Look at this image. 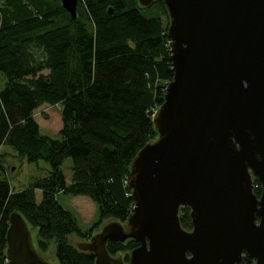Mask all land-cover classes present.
Returning <instances> with one entry per match:
<instances>
[{"label":"trees","instance_id":"1","mask_svg":"<svg viewBox=\"0 0 264 264\" xmlns=\"http://www.w3.org/2000/svg\"><path fill=\"white\" fill-rule=\"evenodd\" d=\"M154 5L166 20L145 17L142 11L151 6L138 0H79L76 20L60 0H0V264H8L13 212L45 239L38 251L56 239L59 264H95L92 253L69 243L70 235L92 234L82 232L57 194L88 198L101 219L125 223L133 212L131 163L158 137L153 118L174 77L168 13L162 0ZM44 105L61 106L59 139L41 133L35 114ZM4 147L28 164L45 161L49 174L14 191ZM67 159L70 184L63 171ZM180 221L192 230L189 209H181ZM138 246L109 243L108 251L115 257ZM254 262L245 255L240 264Z\"/></svg>","mask_w":264,"mask_h":264},{"label":"water","instance_id":"2","mask_svg":"<svg viewBox=\"0 0 264 264\" xmlns=\"http://www.w3.org/2000/svg\"><path fill=\"white\" fill-rule=\"evenodd\" d=\"M60 1L76 20L79 0ZM162 2L174 77L153 118L158 137L131 163L133 212L74 243L95 264H126L108 244L128 241L139 245L128 264H264V0ZM9 221L7 263L52 264L24 217Z\"/></svg>","mask_w":264,"mask_h":264},{"label":"rangeland","instance_id":"3","mask_svg":"<svg viewBox=\"0 0 264 264\" xmlns=\"http://www.w3.org/2000/svg\"><path fill=\"white\" fill-rule=\"evenodd\" d=\"M142 14L147 18H151L157 15H163L160 7L154 4L150 8L143 10ZM163 17L164 20H166L164 15ZM3 87L4 84L0 85V89H2ZM35 116L43 135H46L53 139H59L58 134L63 127L61 106L44 105L36 111ZM1 152L4 156L3 159H5L6 161V174L11 182V186L14 191H20L29 187L31 183L46 177L50 172V166L45 161H41L38 164H28L27 162L22 161L11 148L4 147ZM71 166L72 161L70 159H67L63 165V171L68 184L72 182ZM36 195L37 201L38 203H40L42 192L37 191ZM257 195L260 196V193ZM56 199L64 209L72 213L82 232L85 234L91 233V237L94 234L98 233L107 223L116 221L113 218L101 219L97 206L88 198L72 197L60 193L57 194ZM94 229L95 231L92 232V230ZM32 232L35 246H38L40 241L45 240L39 236L37 229H32ZM91 237L85 239L77 237L76 235H70L68 237V240L72 246L77 248L74 241H79L82 243L89 242ZM57 245L58 242L56 241V239H50L47 241V247L44 250L42 249L41 251H39V253L43 257H46L47 260L52 264H59L56 259ZM131 252L132 251L130 250L121 252L115 257L121 256L124 259L125 263L128 264Z\"/></svg>","mask_w":264,"mask_h":264},{"label":"flooded vegetation","instance_id":"4","mask_svg":"<svg viewBox=\"0 0 264 264\" xmlns=\"http://www.w3.org/2000/svg\"><path fill=\"white\" fill-rule=\"evenodd\" d=\"M257 183H259V186L257 185ZM253 184H254V187H255L254 191L257 190L258 187L261 189V191H260V196H261V194H262V185H261L260 181L257 178L254 177L253 178ZM260 196H258V197H260Z\"/></svg>","mask_w":264,"mask_h":264}]
</instances>
